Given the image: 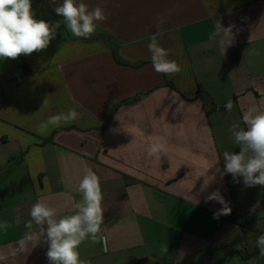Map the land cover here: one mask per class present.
Returning a JSON list of instances; mask_svg holds the SVG:
<instances>
[{
    "label": "crops",
    "instance_id": "crops-1",
    "mask_svg": "<svg viewBox=\"0 0 264 264\" xmlns=\"http://www.w3.org/2000/svg\"><path fill=\"white\" fill-rule=\"evenodd\" d=\"M83 2L108 17L89 38L62 24L47 49L0 60V222L10 225L0 229V264H49L43 242L18 246L30 209L44 201L57 219L74 214L86 167L104 209L102 238L78 249L87 264H264L259 252H236L253 251L264 233V186L216 172L225 151H239L231 124L245 127L249 107L264 109V0ZM42 3L32 5L36 18L59 20L62 0ZM218 23L230 30L216 34ZM154 34L180 73L154 70ZM72 108L77 120L36 131ZM154 142L166 146L159 158L147 154ZM217 189L232 211L213 219L222 205L205 197Z\"/></svg>",
    "mask_w": 264,
    "mask_h": 264
},
{
    "label": "clouds",
    "instance_id": "clouds-1",
    "mask_svg": "<svg viewBox=\"0 0 264 264\" xmlns=\"http://www.w3.org/2000/svg\"><path fill=\"white\" fill-rule=\"evenodd\" d=\"M56 4V0H51ZM59 20L37 19L32 7V0H0V60L17 59L21 55L30 56L48 48L56 37L57 30L63 26L75 37L89 38L96 30L98 23L107 20L104 10L97 6L89 9L83 0H62L54 7ZM164 23L163 17H158L159 27ZM230 30L217 25V33ZM151 53V62L157 73L174 75L182 71L181 65L175 60L168 59L169 51L162 47L154 34L147 45ZM250 55L259 53L252 51ZM232 111L233 102L229 99L224 105ZM79 118L76 109H69L67 113L50 116L41 122L36 131L44 135L52 128H58ZM240 123L234 122L228 128L231 138L239 147V151L223 153V171L219 167L216 172L221 176L231 174L233 182L243 180L245 187L264 186V109L256 106L249 107L242 115ZM166 152V146L161 142H154L148 148L149 157H156ZM218 163V162H217ZM209 186L205 179L201 192ZM82 193V201L74 204L75 212L57 219L58 210L50 207L44 201L36 202L30 209V220L25 223L27 231L18 241L20 248L29 243L36 245L43 242L47 245L46 257L49 264H87L81 260L79 246L85 240L98 243L104 224V209L100 179L91 168L84 169V175L78 185ZM216 201L222 208L214 212L213 219L229 215L232 211L229 203L217 189L205 197V202ZM198 202V201H197ZM35 226V227H34ZM8 221L0 222V229L7 230ZM256 247L264 256V233L256 238ZM161 254L168 252V247L161 248Z\"/></svg>",
    "mask_w": 264,
    "mask_h": 264
},
{
    "label": "trees",
    "instance_id": "trees-1",
    "mask_svg": "<svg viewBox=\"0 0 264 264\" xmlns=\"http://www.w3.org/2000/svg\"><path fill=\"white\" fill-rule=\"evenodd\" d=\"M113 52V55H114V58L117 62L119 63H123V64H126L127 62L124 61L116 52V50H112ZM199 97H202L203 101H204V105H206V112L209 113L211 112L215 106H213L212 104L210 106H207L208 102L210 101V96L205 93L203 90H201V88H199L198 90V94H197ZM225 105V104H224ZM223 105V106H224ZM118 104L114 105V108L117 107ZM113 108V110H114ZM238 251V253H240L242 256L244 257H248L250 255H253V254H256L259 252V249L256 247L253 251L249 252L248 254L247 253H243L241 250H236V252Z\"/></svg>",
    "mask_w": 264,
    "mask_h": 264
},
{
    "label": "rangeland",
    "instance_id": "rangeland-1",
    "mask_svg": "<svg viewBox=\"0 0 264 264\" xmlns=\"http://www.w3.org/2000/svg\"><path fill=\"white\" fill-rule=\"evenodd\" d=\"M35 3V5L38 7V8H40L42 5H43V3L41 4V0H32V5ZM34 11H35V9H34ZM39 13L40 12H42V9H39V10H37ZM35 13H36V11H35ZM55 18V17H54ZM59 19H61L62 20V18H60L59 17Z\"/></svg>",
    "mask_w": 264,
    "mask_h": 264
}]
</instances>
